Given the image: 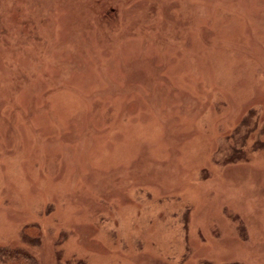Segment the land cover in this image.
<instances>
[{
  "label": "rangeland",
  "instance_id": "obj_1",
  "mask_svg": "<svg viewBox=\"0 0 264 264\" xmlns=\"http://www.w3.org/2000/svg\"><path fill=\"white\" fill-rule=\"evenodd\" d=\"M3 252L264 264V0H0Z\"/></svg>",
  "mask_w": 264,
  "mask_h": 264
},
{
  "label": "trees",
  "instance_id": "obj_2",
  "mask_svg": "<svg viewBox=\"0 0 264 264\" xmlns=\"http://www.w3.org/2000/svg\"><path fill=\"white\" fill-rule=\"evenodd\" d=\"M247 138H245V141ZM255 148L256 146H254V148L252 149L256 150ZM239 153L240 152L238 153L235 152V154H239ZM0 264H37V263L34 258L28 257L22 253L12 255L8 252H3V254L0 253Z\"/></svg>",
  "mask_w": 264,
  "mask_h": 264
}]
</instances>
